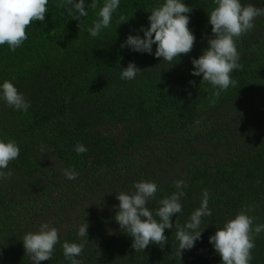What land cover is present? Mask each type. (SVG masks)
<instances>
[{"label":"trees","instance_id":"trees-1","mask_svg":"<svg viewBox=\"0 0 264 264\" xmlns=\"http://www.w3.org/2000/svg\"><path fill=\"white\" fill-rule=\"evenodd\" d=\"M49 0L45 20L27 28L28 39L11 51L0 45V85L14 84L30 103L17 111L0 99V140L14 141L18 159L10 179H0V264H33L22 238L41 223L59 230L53 257L41 264H70L64 242L80 243L79 226L88 224L82 264H221L209 237L244 206L253 211V228L264 225V17L237 41L242 69L236 85L219 89L192 76L191 61L214 38L208 14L213 0H183L192 8V51L172 63L121 47L129 35L143 39L148 16L164 0H120L111 24L98 36L88 29L105 0H85L79 20ZM264 8V0H241ZM63 13V15H61ZM124 16L126 23L120 24ZM133 62V80L120 71ZM193 82V83H190ZM77 144L87 151L78 155ZM79 175L68 180L65 169ZM157 184L147 207L176 192L183 181V226L200 206L205 189L211 216L202 218L201 238L179 259L176 229H165L168 243L135 251L133 238L114 217L120 192L141 181ZM157 220L158 217H155ZM86 239V238H84ZM250 264H264V231L255 236Z\"/></svg>","mask_w":264,"mask_h":264},{"label":"clouds","instance_id":"clouds-1","mask_svg":"<svg viewBox=\"0 0 264 264\" xmlns=\"http://www.w3.org/2000/svg\"><path fill=\"white\" fill-rule=\"evenodd\" d=\"M48 2L49 0H0V45L7 44L9 49L15 52L28 39L27 28L33 22L42 23L45 20ZM119 3L120 0H105L98 13L99 19L88 29L92 37L98 36L103 29L110 26ZM213 3L215 7L208 17L214 38L208 40V48L202 55L191 61L194 69L191 75L202 76V81L218 88L214 93L218 97L221 91L236 85L237 81L231 78V74L243 67L239 63L237 41L255 28V20L258 17H264V8L251 4L242 5L241 0H213ZM57 7L66 9L73 19L79 20L88 15L85 0H62ZM90 7L97 8L96 0H92ZM191 11L192 8L186 6L183 0H164L150 12L149 27L146 30L141 29L144 38L129 35L121 47L152 54V46L155 45L156 58H162L169 63L178 60L181 55L189 54L194 47L195 36L188 27V14ZM127 21L124 16L120 17V24ZM139 72L141 70L135 63L130 62L120 71L121 79L133 80ZM0 99L17 111H27L30 107L23 94L8 80L0 85ZM75 151L80 155L85 153L87 148L77 144ZM19 154L20 149L14 141L0 140V179L11 178L12 171L6 169L10 162L18 159ZM64 175L68 180H74L79 173L74 168L65 169ZM183 183L182 180L175 182L177 191L161 199L155 213L147 207L157 193L155 182L141 180L134 184V191L116 195L119 205L114 219L120 229L133 238L131 247L135 251L143 252L152 244L163 248L168 243L165 229L175 227L177 255L180 259L182 252L192 249L195 242L201 238L204 230H201L202 218L212 215L208 207L210 194L207 189L202 193L200 206L191 214L187 223L181 226L179 223L173 225L171 221L173 216L182 212L181 198L185 195L182 190ZM251 211L253 209L249 206L242 207L233 219L228 220L209 237V243L220 256L221 264H250L252 261L255 236L264 231V225H256L253 228L256 218L249 215ZM87 228L85 221L79 226L78 237L82 242L62 244L63 255L70 264H82L76 257L82 255L88 242ZM59 242V230L49 223H41L38 231L28 232L22 238L24 251L31 257L33 264L51 260Z\"/></svg>","mask_w":264,"mask_h":264}]
</instances>
